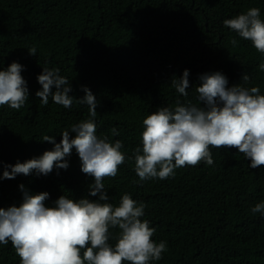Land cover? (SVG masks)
I'll return each mask as SVG.
<instances>
[{"label": "trees", "instance_id": "trees-1", "mask_svg": "<svg viewBox=\"0 0 264 264\" xmlns=\"http://www.w3.org/2000/svg\"><path fill=\"white\" fill-rule=\"evenodd\" d=\"M251 8L260 9L264 20V0H0V71L19 63L28 88L19 110L0 106V208L19 207L25 191L49 193L46 207H55L61 196L98 202L99 195L89 191L94 177L81 171L75 149L66 158L67 170L2 178L10 171L7 165L53 150L54 144L43 142L45 135L61 143L65 130L93 119L97 137L121 141L125 155L117 176L103 181L108 203L119 206L127 193L145 204L141 220L155 229L153 242H166L162 259L150 264H264V214L250 211L264 202V166L251 168L236 148H210L213 165L177 168L165 180L140 182L134 170L143 120L162 107L174 109L178 101L205 107L195 90L202 75L219 72L229 88L258 87L264 95L259 70L264 54L223 23ZM33 47L35 56L29 53ZM43 68H58L67 78L71 108L51 96L44 105L37 97ZM185 70L190 73L187 97L171 84ZM84 88L96 97L95 118L79 103ZM109 232L114 247L120 230ZM0 264H21L11 241L0 244Z\"/></svg>", "mask_w": 264, "mask_h": 264}, {"label": "clouds", "instance_id": "clouds-1", "mask_svg": "<svg viewBox=\"0 0 264 264\" xmlns=\"http://www.w3.org/2000/svg\"><path fill=\"white\" fill-rule=\"evenodd\" d=\"M223 23L264 54V20L260 18V9L251 8ZM231 43L236 45L237 41L232 39ZM29 53L35 56V47ZM22 70L19 63L13 62L7 70L0 71V106L19 110L25 104L28 88ZM259 70L264 72V63ZM189 75L185 70L182 78L171 82L184 97L188 96ZM200 80L195 90L198 102L205 107L178 101L174 109L162 107L143 120L142 149L138 147L134 157V170L140 182L165 180L174 175L175 169L195 167L201 162L211 166L214 160L210 148H236L251 161V168L264 166V95L259 94L260 89L241 85L229 88L227 78L219 72L202 75ZM249 80L247 74L243 76V83ZM38 82L43 90L36 95L44 105L51 96L54 103L71 108L72 88L67 86V78L59 75L58 68H43ZM53 86L57 89L55 94ZM83 91L86 95L79 103L86 104L89 115L95 118L96 97L87 88ZM111 132L119 135L115 128ZM70 133H75V138H70ZM61 135V143L45 135L43 142L54 144V149L39 158L7 165L10 171L5 170L2 178L15 179L33 171L47 176L54 168L67 170L66 158L75 149L82 163L81 171L95 180L89 186L90 195H99V201L87 198L76 201L61 196L55 207H46L49 193L30 195L25 191L19 207L0 208V244L11 241L21 264H150L161 260L166 242L154 243L155 229L147 220H141L146 205L138 204L127 193L122 195L119 206L108 203L103 181L115 178L125 162L122 142L111 143L107 136L98 138L93 119L75 124L71 132L65 130ZM20 188L23 191L24 185ZM250 211L264 214V202ZM110 228L120 230L114 247L109 244Z\"/></svg>", "mask_w": 264, "mask_h": 264}]
</instances>
